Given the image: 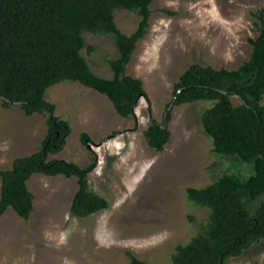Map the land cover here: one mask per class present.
<instances>
[{"label": "rangeland", "instance_id": "obj_1", "mask_svg": "<svg viewBox=\"0 0 264 264\" xmlns=\"http://www.w3.org/2000/svg\"><path fill=\"white\" fill-rule=\"evenodd\" d=\"M151 7L148 33L127 65L149 97L140 99L133 117L121 116L105 94L79 81H61L45 94L72 127L64 149L49 159L83 167L94 162L89 187L109 208L78 217L71 211L77 176L34 174L28 181L36 196L30 218L12 207L0 218V264H128L129 252L150 264H171L176 246L188 243L210 213L189 199L187 188L205 187L227 171H253L250 164L213 152L201 119L213 101L173 106L171 137L162 151L149 145L145 130L152 118L164 119L175 84L191 64L235 69L250 57L249 39L259 33L255 13L264 0H153ZM115 20L130 34L140 16L117 9ZM84 38L82 54L91 69L112 78L109 59L118 56L114 40L90 32ZM232 100L240 103L237 95ZM47 129L45 115L30 117L18 104L6 107L0 100V169L35 152ZM83 132L90 135L87 144ZM227 264H264V239Z\"/></svg>", "mask_w": 264, "mask_h": 264}, {"label": "trees", "instance_id": "obj_2", "mask_svg": "<svg viewBox=\"0 0 264 264\" xmlns=\"http://www.w3.org/2000/svg\"><path fill=\"white\" fill-rule=\"evenodd\" d=\"M153 0H0V100L18 104L27 115L46 116L47 133L35 152L18 156L12 167L0 169V218L12 207L24 219L34 210L35 194L28 181L36 173L77 176L71 211L87 217L109 208V201L90 190L89 172L95 163L80 166L53 158L67 144L72 127L46 100L47 90L64 80L79 81L113 103L123 117H133L141 98L149 100L142 79L127 73L140 40L148 33ZM126 9L140 16L136 29L124 33L115 11ZM167 13L169 10L164 9ZM173 13V12H170ZM258 36L249 39L250 57L235 69L191 64L175 84L167 104L198 100L214 104L202 114V125L213 140V152L252 165L248 175L225 172L211 184L188 187V197L210 210L206 224L186 244H178L171 264H227L264 239V8L255 13ZM86 32L110 36L118 56L109 59L112 78L97 75L82 54ZM89 52L93 47H88ZM240 103L235 105L232 96ZM168 111L159 122L151 119L145 130L149 145L162 151L171 137ZM83 144L90 141L81 134ZM193 219V218H192ZM128 264H150L129 252Z\"/></svg>", "mask_w": 264, "mask_h": 264}, {"label": "water", "instance_id": "obj_3", "mask_svg": "<svg viewBox=\"0 0 264 264\" xmlns=\"http://www.w3.org/2000/svg\"><path fill=\"white\" fill-rule=\"evenodd\" d=\"M10 104H14V102H9ZM174 105L172 104L171 106H170V108L168 109V111H171L170 109L173 107Z\"/></svg>", "mask_w": 264, "mask_h": 264}, {"label": "crops", "instance_id": "obj_4", "mask_svg": "<svg viewBox=\"0 0 264 264\" xmlns=\"http://www.w3.org/2000/svg\"><path fill=\"white\" fill-rule=\"evenodd\" d=\"M37 113H35V114H33V115H29L30 117H33V116H35Z\"/></svg>", "mask_w": 264, "mask_h": 264}]
</instances>
